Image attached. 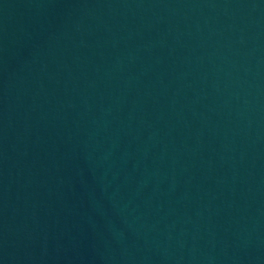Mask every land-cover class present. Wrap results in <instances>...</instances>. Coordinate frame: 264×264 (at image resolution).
Returning <instances> with one entry per match:
<instances>
[{
    "label": "water",
    "instance_id": "water-1",
    "mask_svg": "<svg viewBox=\"0 0 264 264\" xmlns=\"http://www.w3.org/2000/svg\"><path fill=\"white\" fill-rule=\"evenodd\" d=\"M0 264H264V0H0Z\"/></svg>",
    "mask_w": 264,
    "mask_h": 264
}]
</instances>
